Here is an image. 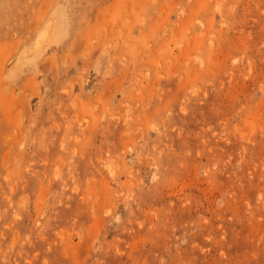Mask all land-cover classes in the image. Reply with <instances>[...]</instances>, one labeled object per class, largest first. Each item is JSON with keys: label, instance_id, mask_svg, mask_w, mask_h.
I'll return each instance as SVG.
<instances>
[{"label": "rangeland", "instance_id": "rangeland-1", "mask_svg": "<svg viewBox=\"0 0 264 264\" xmlns=\"http://www.w3.org/2000/svg\"><path fill=\"white\" fill-rule=\"evenodd\" d=\"M0 264H264V0H0Z\"/></svg>", "mask_w": 264, "mask_h": 264}]
</instances>
